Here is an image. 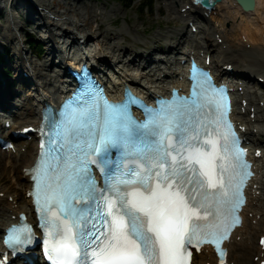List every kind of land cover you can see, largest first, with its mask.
I'll return each mask as SVG.
<instances>
[{"label":"snow or ice","instance_id":"1","mask_svg":"<svg viewBox=\"0 0 264 264\" xmlns=\"http://www.w3.org/2000/svg\"><path fill=\"white\" fill-rule=\"evenodd\" d=\"M228 110L225 90L196 65L190 94L156 107L130 91L110 101L83 70L78 90L45 117L29 170L51 264H190L203 244L224 264L221 241L239 223L251 175ZM33 237L30 225L13 226L5 244L23 251Z\"/></svg>","mask_w":264,"mask_h":264},{"label":"bare ground","instance_id":"2","mask_svg":"<svg viewBox=\"0 0 264 264\" xmlns=\"http://www.w3.org/2000/svg\"><path fill=\"white\" fill-rule=\"evenodd\" d=\"M226 1L225 4L221 3L219 5V10L222 11L221 16L218 13V6H216L214 8H217L215 11L216 16L214 17L215 14L212 8L210 10L211 17L208 19L209 17L205 15L208 11L200 5L193 6L190 0H163L167 14L165 22L170 23L173 20H179L184 25L181 24L178 27H167L163 31H156L155 36H157V39L150 40L151 42L154 41V45L145 49L146 44H148L147 38L140 35L143 22L136 20L132 24L128 23L127 16L122 13L120 8L111 7L107 10L104 4L101 7H95V5L86 0H0V16H4L5 21L4 24L0 23V47L3 50L9 49L12 66L16 68L17 76H19L21 71L25 70L28 76L34 75L36 77L38 87H44L41 91L40 89L34 91L30 88L28 94L20 97V101H14V105L17 108L19 107L18 111L14 113L18 118H10V115L4 120L0 118V129L7 118H9V121L12 119L11 127L7 129V132L11 131V129H21L23 126L31 125L34 121H37L39 108L43 105L44 100L41 92L44 89L54 91L55 88H61L57 84L56 76L53 75V72L59 70L67 63L73 65L71 61L66 63L64 56L66 53L65 49L71 47V41L73 43H85L86 40H89V43L81 51H76L75 59H83L85 56L87 60L91 61L92 58H99L108 65H114L117 73L116 78H114L115 86L112 90L114 93L121 92L122 83L124 82L139 88L143 93L163 91L168 88L170 83L179 86L183 84V81L178 79L182 72L181 65L178 64L179 56L191 51L199 54L204 50V53L211 55L210 67L214 70L221 72L224 64H230L233 68L232 72L237 77L235 78L236 83L232 84V86L233 88H241V95L235 96L233 102L236 110V119L240 120V124L245 129L243 138L244 141H247L244 146L248 147L250 153H253L254 148L260 149L262 155L255 159L254 163H256L255 167L259 166V169H264V94L257 92L256 88H249L241 78L243 76H253L254 78L258 76L262 78V83H264V35L262 30L258 31L260 28L256 29V26L251 28V26L249 27V25L240 21L236 27L243 30L241 32L245 33L244 37L247 41L242 46H239L234 44L230 37L232 36L233 38V33H237V31L233 30V16L230 10L233 8L238 17L249 18L251 14H258V10L261 12V8L259 9L261 3L259 4V0H254V8L250 12H244L232 0ZM187 3H190V7L185 12H182L181 7L186 6ZM161 8L159 5L157 6V13H160ZM115 13L123 14L125 23H128L127 27L124 24L116 30L108 27L101 31L102 23L113 22ZM223 13L225 15H222ZM22 14L25 15L24 18H27V20L37 23L36 29L39 30L40 37L44 40V46L46 47H44L46 55L42 59L33 60L30 56L31 54L24 51V46L18 36L19 30L23 28L19 25V18ZM213 17L223 25L230 23L233 33L227 32L226 29L228 28L226 27L219 28L217 26L219 23L217 25L212 23L211 19ZM200 18L208 21V25L202 26L199 24ZM156 20L161 27L160 19L157 18ZM263 22L264 17L261 23ZM193 25H196L200 32L203 33L204 44L199 42L197 35L191 33ZM258 27L260 26L258 25ZM131 31L133 32L132 43L144 47L141 51L139 50L140 52L129 47L128 43L130 42L127 41L130 40L128 35L129 33L131 34ZM219 38L222 39L221 42L218 41ZM246 42H249L250 48H245ZM155 48H162L165 51L167 49L168 53L165 56L158 55L167 60L158 63L154 70L151 68L148 71H142L139 70L138 65L128 63L127 60L130 58L136 63H143L147 55ZM131 62L133 63V61ZM1 65L0 63V70L2 69ZM51 65L53 66L51 67ZM50 67L53 68L52 71L49 70ZM163 75L167 76L162 78ZM9 93L12 94L13 92L6 89L3 93V89H1L0 102H5L1 98L4 94L8 95ZM241 99L246 102L244 107L240 106L239 101ZM258 101L262 102L261 106L258 105ZM0 106L4 113L8 112L5 110V106ZM250 108L254 111L252 119L249 118ZM250 135L256 138L250 140ZM16 145L17 149L15 151L3 150L0 147V156L8 157L12 160V163L10 161V164L4 165V167L6 169L11 167L13 171L18 169L19 172L18 175H13L11 186H0V230L3 224L11 220L12 215L18 210L25 212H31L32 210L30 197L28 199L23 197L24 200L20 201V197L16 193L19 191L21 193L22 190L24 191L23 194H25L26 188L30 186V181L24 172V166L32 164L35 158L36 146L24 139L20 140ZM24 147H26V150L22 151ZM263 176L255 182L258 188L253 189V193L256 190L259 192L253 196L248 192L249 200L244 207L242 227L237 228L233 232L231 240L227 244L229 249L227 264H256V262H251L254 256H257V259H264V250L260 253L256 242L257 237L264 234ZM8 196H12V201H8ZM31 213L33 215V212ZM262 253L263 255L260 258L259 255ZM196 257L197 260L195 259L194 262L206 264V261H211V264H217L216 257L210 249H204Z\"/></svg>","mask_w":264,"mask_h":264},{"label":"rangeland","instance_id":"3","mask_svg":"<svg viewBox=\"0 0 264 264\" xmlns=\"http://www.w3.org/2000/svg\"><path fill=\"white\" fill-rule=\"evenodd\" d=\"M86 1L91 2L93 5H95V7H101L104 4L107 7V10L110 9L111 7L120 8L122 10V13H124V15L127 16L128 23H131L132 24L136 20L137 21H140V22L142 21L143 22L142 23V26L143 27H142V30L140 32L141 37H144V38L145 37L146 38H152L153 37L152 40L157 39V36H155V32L158 31V30L163 31L167 27L174 28V27H178L181 24L184 25V23L181 22V21H179V20H176V21L173 20L170 23L165 22L166 21L165 18L167 16V14H166V8H165V6L162 5L163 4L162 3V0L161 1L160 0H152V2H151L152 5L150 7H148L147 9L146 8L143 9L142 5L149 3L150 0H134V2L129 3V4H128L127 0H122V1L121 0H86ZM259 4H260V8H261V9L259 8L261 12H259V10H258V15L261 14L260 19L259 18H258L259 20L257 18H253L252 19L251 17L255 16V14H254V15H251L250 16L251 19L250 18H247V21H246L247 23L246 22H243V24H247V25H249V27L251 26V28H252V26L253 27L256 26V29H259L260 28L258 31H261L262 30V34L264 35V30H263L264 29L263 28V25H264L263 23L264 22L261 23L262 18L264 17L263 16L264 15L263 14L264 13V0H259ZM156 5L157 6L159 5L160 7L162 5V8L160 9V13H157L158 11H157V6ZM122 15L123 14H121V13H119V14L118 13H115V17L113 19V22H111V23H109V22L102 23L100 30L101 31H104V29H106L108 27H110L111 29L116 30V29L120 28L121 25L126 24L125 23V20H124V17ZM233 15L235 16L234 19H233V21H235V23H238L240 20H243L244 19V18L238 17L236 14H233ZM157 18H159L160 21H161V25H162L161 27L157 23V20H156ZM19 20H20L19 21V25L22 26V27L24 26V28H26L25 27L26 26L25 25L26 20H24L23 18L22 19L19 18ZM250 20H251V22H250ZM0 23H3V24L5 23L4 16H0ZM200 23L201 24H204V25L206 24V23H204V21L203 22H200ZM215 23L218 24L219 22L218 21H215ZM127 24H126V27H127ZM219 25L221 27V24L220 23H219ZM258 25L260 27L257 28ZM225 26H227V28L229 29V32H230V30H231L230 23L229 24L226 23ZM30 28L32 29V27H30ZM237 28H239V27L233 26V30L234 31H237L238 34L236 32H234L233 33V38H232V36H230V37L232 39L231 41L234 42V44H238L239 45V43H241V40L240 39H242V41H244L246 38H243V35H245V33L243 34V32H241L243 30L242 29L240 30V29H237ZM132 33L133 32L131 31V34L129 33V35H128V38H130V40L127 41V42H130V43H128L130 46L129 45L128 46L130 48H133L134 50L137 49L138 51L139 50L141 51L142 49H144L141 45L137 46V45H134L132 43V41H133V38H131L133 36ZM18 36H19V34H18ZM149 42L150 41H148V43ZM202 42L204 43L205 41H202ZM43 45H45V44H43ZM146 45H148V44H146ZM149 45L150 46L154 45V41L151 42V44L149 43ZM7 46H8V44H7ZM29 47H28V45L26 46L27 53L28 54H31L30 56H31V58L33 60H37L38 58H36V53H34V52H36V50H37L36 48L37 47H33V46H31L30 48ZM45 48L43 46V50L44 51H45ZM44 51H43V55H42L41 59L46 55V53ZM10 74H11L10 75L11 79L16 78L15 77L16 73L15 74L14 73H10ZM4 75H5V73H4ZM253 81H254V79L251 78V80L247 82V84H250V86H249L250 88H252L255 85V83H253ZM16 88H19V89L21 88L20 90L23 91L21 93L22 96H25L26 94L29 93V90H28L29 88H26V85H24V83L21 82V81L17 82V87ZM257 91L260 92V93H262V94H264L263 88L261 89V88L257 87ZM15 118H18V117H15ZM10 161L12 163V160L10 158L0 156V186H6V187L11 186V183L13 182V177H14L13 175H18L19 174L18 169H16V170L13 171V170H11V167H8V169H6L4 167V165L10 164ZM23 192L24 191L21 190V193H20V191L18 193H16V194L19 195L20 201L21 200H24L23 197H25V195L23 194ZM252 262H254V260H252ZM197 264H199V262Z\"/></svg>","mask_w":264,"mask_h":264},{"label":"trees","instance_id":"4","mask_svg":"<svg viewBox=\"0 0 264 264\" xmlns=\"http://www.w3.org/2000/svg\"><path fill=\"white\" fill-rule=\"evenodd\" d=\"M122 1V0H121ZM128 2H130L131 0H127ZM27 38H28V42H29V45H31V46H36L35 44H36V42H34V40H33V38H32V36H27ZM7 73V72H6Z\"/></svg>","mask_w":264,"mask_h":264},{"label":"water","instance_id":"5","mask_svg":"<svg viewBox=\"0 0 264 264\" xmlns=\"http://www.w3.org/2000/svg\"><path fill=\"white\" fill-rule=\"evenodd\" d=\"M236 1V3H237V5H240L241 6V8L243 9V10H245V11H250L251 9H252V7L249 9V8H245L243 5H242V3H241V0H235ZM252 2H253V0H252Z\"/></svg>","mask_w":264,"mask_h":264}]
</instances>
